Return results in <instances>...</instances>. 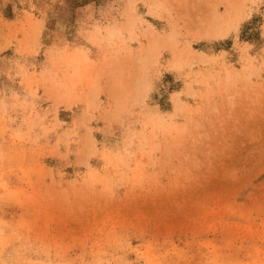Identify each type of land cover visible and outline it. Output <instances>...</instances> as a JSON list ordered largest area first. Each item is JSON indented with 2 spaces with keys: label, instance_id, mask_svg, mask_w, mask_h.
I'll list each match as a JSON object with an SVG mask.
<instances>
[{
  "label": "rangeland",
  "instance_id": "obj_1",
  "mask_svg": "<svg viewBox=\"0 0 264 264\" xmlns=\"http://www.w3.org/2000/svg\"><path fill=\"white\" fill-rule=\"evenodd\" d=\"M0 0V264H264V0Z\"/></svg>",
  "mask_w": 264,
  "mask_h": 264
},
{
  "label": "trees",
  "instance_id": "obj_2",
  "mask_svg": "<svg viewBox=\"0 0 264 264\" xmlns=\"http://www.w3.org/2000/svg\"><path fill=\"white\" fill-rule=\"evenodd\" d=\"M98 0H66L61 6H67L71 10H76L77 8L83 7L92 2H96Z\"/></svg>",
  "mask_w": 264,
  "mask_h": 264
}]
</instances>
